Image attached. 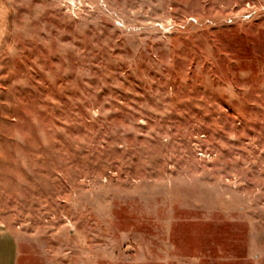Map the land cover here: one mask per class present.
<instances>
[{
    "label": "rangeland",
    "instance_id": "obj_1",
    "mask_svg": "<svg viewBox=\"0 0 264 264\" xmlns=\"http://www.w3.org/2000/svg\"><path fill=\"white\" fill-rule=\"evenodd\" d=\"M0 27L17 264H264V0H0Z\"/></svg>",
    "mask_w": 264,
    "mask_h": 264
},
{
    "label": "crops",
    "instance_id": "obj_2",
    "mask_svg": "<svg viewBox=\"0 0 264 264\" xmlns=\"http://www.w3.org/2000/svg\"><path fill=\"white\" fill-rule=\"evenodd\" d=\"M1 28V27H0ZM8 28V27H7ZM2 33V34H1ZM10 29L0 31V36L8 40ZM6 45L0 44V57ZM0 264H17V241L15 236L0 225Z\"/></svg>",
    "mask_w": 264,
    "mask_h": 264
}]
</instances>
